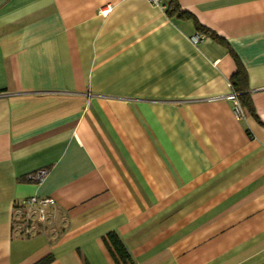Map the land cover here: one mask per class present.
<instances>
[{
    "label": "crops",
    "instance_id": "obj_1",
    "mask_svg": "<svg viewBox=\"0 0 264 264\" xmlns=\"http://www.w3.org/2000/svg\"><path fill=\"white\" fill-rule=\"evenodd\" d=\"M174 1L0 0V264H264V0Z\"/></svg>",
    "mask_w": 264,
    "mask_h": 264
},
{
    "label": "trees",
    "instance_id": "obj_2",
    "mask_svg": "<svg viewBox=\"0 0 264 264\" xmlns=\"http://www.w3.org/2000/svg\"><path fill=\"white\" fill-rule=\"evenodd\" d=\"M165 11L167 14L171 15L173 13L176 14V16H184L188 15L186 12H183L179 9L177 3L174 0H169L168 4L165 8ZM205 37V33L208 32V30L203 26H198L197 28ZM237 68L234 74L230 78V84L233 88V91L236 95L237 101L239 105L246 111V112H253V107L251 105L250 99L247 94V74L244 70V68L241 66L239 61L236 62ZM46 172V170H45ZM33 174V173H32ZM27 180L32 181L29 178V175L26 177ZM13 208L16 210L19 208V203H15ZM16 221H14V224ZM14 226V225H13ZM29 226V225H27ZM15 227V226H14ZM21 235V234H19ZM103 243L111 256L113 257L116 264H120L118 260L121 262V264H130L131 259L129 257V254L125 250L122 242L118 238V236L114 232H109L104 238ZM53 260L52 255H47L34 264H49Z\"/></svg>",
    "mask_w": 264,
    "mask_h": 264
},
{
    "label": "built area",
    "instance_id": "obj_3",
    "mask_svg": "<svg viewBox=\"0 0 264 264\" xmlns=\"http://www.w3.org/2000/svg\"><path fill=\"white\" fill-rule=\"evenodd\" d=\"M150 4L154 5V6H157L161 9H164L166 8V5L164 3V0H147ZM108 10H105V11H102L101 13L103 14H106ZM205 38V36L201 33H195V34H192L190 37H189V41L193 44V45H197L199 44L203 39ZM227 99H229L232 103V107H233V113H234V116L237 118V119H241L246 111L239 105L238 101H237V98H236V95L235 93H230L226 96ZM45 170H40L36 173H33V174H30L29 175V178L31 180H34V181H39L43 178V176L45 175ZM54 204V201L52 198L50 197H44V198H38V197H35V196H32V197H29L27 199H23L21 202H19V205H24V206H28V207H31L32 210L30 211L32 214H36L37 217H36V221H39L41 222L44 218V210H45V207L48 206V205H53ZM18 213V210L16 209L15 210V215ZM29 217V216H28ZM29 220V219H27ZM29 225V226H27ZM31 227L30 223H15V230L17 231V233H20V234H28V230L29 228Z\"/></svg>",
    "mask_w": 264,
    "mask_h": 264
},
{
    "label": "rangeland",
    "instance_id": "obj_4",
    "mask_svg": "<svg viewBox=\"0 0 264 264\" xmlns=\"http://www.w3.org/2000/svg\"><path fill=\"white\" fill-rule=\"evenodd\" d=\"M17 210L18 213L15 215V221L17 223H30L31 227L29 228L28 232H35L37 230V227L35 225L37 215L30 212L32 208L24 205H19V208H17ZM44 212V218L41 223L45 224L46 230L52 232L53 234H57L61 229V225H63V221L61 222L57 217L51 216L50 213H47L45 210ZM15 232L17 231L15 230Z\"/></svg>",
    "mask_w": 264,
    "mask_h": 264
}]
</instances>
